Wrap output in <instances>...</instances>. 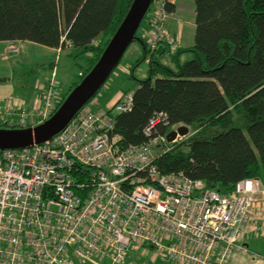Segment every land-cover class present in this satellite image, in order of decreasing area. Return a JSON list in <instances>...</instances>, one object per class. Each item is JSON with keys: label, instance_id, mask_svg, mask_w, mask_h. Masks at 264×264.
Masks as SVG:
<instances>
[{"label": "built area", "instance_id": "1", "mask_svg": "<svg viewBox=\"0 0 264 264\" xmlns=\"http://www.w3.org/2000/svg\"><path fill=\"white\" fill-rule=\"evenodd\" d=\"M167 4L174 0H152L148 10L151 54L175 51L163 30ZM55 88L52 76L40 104L12 112L14 122L0 118V128L48 120ZM131 106L132 92L105 112L85 105L48 142L0 150V264H125L129 252L146 248L174 264L229 263L264 204L262 184L243 180L222 196L181 173L162 174L156 162L182 138L169 144L172 129L154 133L166 122L159 114L143 132L147 142L121 147L115 116Z\"/></svg>", "mask_w": 264, "mask_h": 264}, {"label": "trees", "instance_id": "2", "mask_svg": "<svg viewBox=\"0 0 264 264\" xmlns=\"http://www.w3.org/2000/svg\"><path fill=\"white\" fill-rule=\"evenodd\" d=\"M132 1L0 0V42L67 49L78 67L51 116L94 67ZM194 6L193 45L165 50L174 69L161 64L136 32L144 52L135 67L145 62L148 76L126 91L132 106L115 116L113 135L123 148L142 145L149 121L165 115L155 134L180 126L193 134L171 145L156 162L158 171L181 173L229 196L243 180L264 185V0H194ZM165 11L173 15L175 5ZM186 54L190 59L182 63Z\"/></svg>", "mask_w": 264, "mask_h": 264}, {"label": "rangeland", "instance_id": "3", "mask_svg": "<svg viewBox=\"0 0 264 264\" xmlns=\"http://www.w3.org/2000/svg\"><path fill=\"white\" fill-rule=\"evenodd\" d=\"M174 3H176L177 12L165 20L163 30L168 34V38L174 44L175 49L177 46L186 49L193 45L194 39V0H174ZM148 16L149 13H147L146 19ZM170 18L173 20L172 24H175L176 26L175 30L181 31V41L179 44H176L172 34H170L165 27L166 21ZM145 20L141 23L139 29L137 30V36H141L143 39L147 34L145 29ZM3 43L4 42H0V79L6 80L4 82H0V95L3 96L0 99L1 111L3 109H9L10 111L27 112L29 105L28 107L20 108L19 103L21 101H25L29 104L30 102L28 99L38 98L39 95L43 93V90L47 86L48 82L51 80L52 73H54V80L56 82V101L59 100L74 83L78 67L70 58L69 50L66 49L57 53L52 52L51 49L32 43L25 45H5ZM135 46V43L129 46L117 69L111 74L93 100L86 105L91 111H107L108 104L118 93L125 89H134L136 86L135 80L142 81L147 78V64L140 63L136 67L134 65ZM15 49H17L16 52L13 51ZM166 49L169 50V48H165V50ZM170 57V54L167 53L163 56L161 63H164L168 67L174 69L175 66L171 62ZM189 59L190 55L186 54L181 57L180 61L183 63ZM11 89L14 90L15 95L9 99L8 103V98L6 99L5 96ZM3 128L5 127H2L1 129ZM173 130L174 128L172 131ZM192 134L193 133L189 130L188 135L181 140L190 137ZM176 141V143L180 142L179 139ZM262 188L264 189L263 184ZM255 231L256 232L252 234L253 241L249 243L250 250L253 253L264 255V228L258 226ZM146 249L149 250L148 252H152L149 248ZM148 252H144L143 250L131 251L128 253L127 257L128 260L131 258L130 263L134 260L138 263V261L142 262L145 260V257L143 258V256L150 258L149 255L151 254ZM127 263H129V261L125 262V264ZM155 264L160 263L156 261Z\"/></svg>", "mask_w": 264, "mask_h": 264}, {"label": "water", "instance_id": "4", "mask_svg": "<svg viewBox=\"0 0 264 264\" xmlns=\"http://www.w3.org/2000/svg\"><path fill=\"white\" fill-rule=\"evenodd\" d=\"M152 0H133L131 6L119 25L118 29L109 40L100 58L81 80L71 90L62 104L45 122L34 127L10 130L0 129V150H20L33 145L43 144L60 133L74 116L87 105L106 83L108 78L119 65L122 57L133 42H138L135 34L147 14ZM189 129L180 126L176 131L166 136L169 144L177 137L184 138Z\"/></svg>", "mask_w": 264, "mask_h": 264}, {"label": "crops", "instance_id": "5", "mask_svg": "<svg viewBox=\"0 0 264 264\" xmlns=\"http://www.w3.org/2000/svg\"><path fill=\"white\" fill-rule=\"evenodd\" d=\"M174 5H175V12H177L176 3H174ZM148 21H149V19L147 18L145 20V27H146L145 29L147 31L146 32L147 33L146 34V37L148 36L149 31H150V28L148 26V23H149ZM172 22H173V20H171V18L168 19V21H166L165 27L167 28L168 32L170 34H172L174 40L176 41V44H179V42L181 41V31L175 30V27L176 26H175V24H172ZM139 37L142 38V40L145 42V38L146 37L144 39L141 36H139ZM3 44H5V45H8V44H19V45H22L23 44V45H25V44H29V43H27V42H23V43H19V42H14V43L4 42ZM135 45H136L135 46L136 48L134 50L135 51L134 52V55H135V61H134L135 63H134V65L142 58V55H143V52H144V49H143L141 43L135 42ZM178 47L179 46H177V48ZM179 48H181V47H179ZM51 51L52 52H57V53L60 52L59 50H53V49H51ZM166 54H167L166 52L159 53L158 61L160 63L162 61L163 56L166 55ZM161 64H164V63H161ZM52 76H54V73H52ZM2 80L5 81L6 79H2ZM132 90L133 89H125L122 92L118 93L114 97V99L108 104L107 108H109L110 105L115 102V100L117 99V97L120 94H122V93H124L126 91H132ZM6 94L7 95L5 96V98L6 99L8 98V103H9V99L15 95V92H14L13 89H11ZM2 97L3 96L0 95V99ZM40 98H41V95H39L38 98L36 97V98H30V99H28L29 102H30L29 104H27L25 101H21L19 103V107L20 108H23V107H28V105H29V107L27 109V111H29L32 108H35V107H37L40 104V102H41ZM12 112H15V111H10L9 109H3L2 111L0 110V118H4L6 121H8V123L9 122H14L16 118L15 117L13 118L14 115H12ZM258 226H261L262 228H264V204H262V203H259L257 205V207L255 208L254 215H253V218H252V222H251L250 226L247 228L246 233L244 234V236H243L242 240L240 241L238 247L233 251V254H232V256H231L228 264H264V255H261L259 253H253V252H251L250 247H249V243L251 241H253L252 234L256 232L255 230H256V228ZM148 251L149 250L146 249L144 252H148ZM148 253L151 254V255H149L150 258H147L146 256H143V258L145 257L144 258L145 260L142 261V262H139L138 261V263H137L134 260V261H131L132 263H130L131 258L128 260V257L126 259V262L129 261V263H127V264H155V262L158 261L160 264H174V262H171L170 260H162L153 251L152 252H148Z\"/></svg>", "mask_w": 264, "mask_h": 264}, {"label": "bare ground", "instance_id": "6", "mask_svg": "<svg viewBox=\"0 0 264 264\" xmlns=\"http://www.w3.org/2000/svg\"><path fill=\"white\" fill-rule=\"evenodd\" d=\"M111 105H112V104H111ZM111 105H110V106H111ZM54 108H55V107H54ZM116 116H117V115H116Z\"/></svg>", "mask_w": 264, "mask_h": 264}]
</instances>
